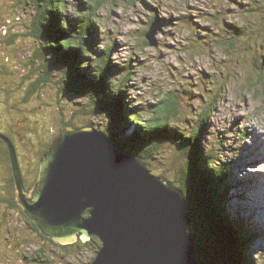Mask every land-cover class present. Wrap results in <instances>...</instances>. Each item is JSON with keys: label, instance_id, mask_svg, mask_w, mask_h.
I'll return each mask as SVG.
<instances>
[{"label": "rangeland", "instance_id": "374dc122", "mask_svg": "<svg viewBox=\"0 0 264 264\" xmlns=\"http://www.w3.org/2000/svg\"><path fill=\"white\" fill-rule=\"evenodd\" d=\"M249 2L253 0H104L95 26L102 41L99 48L112 47L110 60L132 66L130 102H154L159 93L177 97L181 108L171 120L186 132L199 125L202 111L215 102L205 119L201 143L214 153V161L231 169V212L240 213L261 232L250 245V258L252 264H264V83L258 85L259 91L249 89V80L259 81L262 75L258 64L264 65V15L252 14ZM74 8L71 4L68 13L72 15ZM37 12L35 0H0V131L20 133L22 140L15 137V141L24 167L30 162L23 151L36 160L66 123L104 129L109 117L91 112L89 95L62 89V69L52 70L44 79L49 61L37 52L41 45L33 31ZM155 15L153 23L171 20H161L157 45L145 46L143 33L150 30ZM229 24L248 26L244 48L205 44L209 35L224 41L231 37ZM13 35L14 42H6ZM217 93L221 95L215 98ZM243 130L246 136H241ZM133 131L130 126L128 133ZM122 136L119 139H125ZM153 153L156 158L148 159L152 173L178 183L184 163L181 149L167 143ZM6 169L0 158V197L5 193ZM22 211L0 201V264H36L21 257L44 240L27 231ZM95 253L90 246L68 264H88Z\"/></svg>", "mask_w": 264, "mask_h": 264}, {"label": "trees", "instance_id": "16d2710c", "mask_svg": "<svg viewBox=\"0 0 264 264\" xmlns=\"http://www.w3.org/2000/svg\"><path fill=\"white\" fill-rule=\"evenodd\" d=\"M103 1L76 0L74 3H68V0H35L38 12L33 22V31L41 44L37 52L47 56L49 61L45 65L47 75L44 79L48 78L52 70L62 69L65 73L62 79L65 85L62 89L70 92L68 94L89 95L93 102L91 112H105L109 116L106 128L98 129L110 137L118 149L140 155L149 163L148 159L156 158L153 152L167 143H176L184 156V163L179 169V182L174 183L162 173L156 175L170 181L184 192L188 209L195 220L194 230L200 257L213 264H252L250 245L261 232L258 233L257 227L252 226L250 220L241 217L239 212L238 215L231 212L229 189L233 173L228 166L224 165V167L214 161V153L204 149L201 143L206 125L205 119L211 114L215 102H210L202 111L201 122L191 132L181 130V127L176 126L171 120V115L176 116L181 108L177 97H168L159 93L158 99L154 102L138 104L130 102L129 83L134 79L132 66L129 62L126 65L112 62L110 60L112 47L99 48L97 45L102 41L98 37L99 32L95 23L98 22L97 12ZM71 4L75 5L72 15L68 13ZM248 5L252 14L264 15V0H253ZM153 17L149 25L153 23L156 15ZM161 20L168 23L171 19L161 18ZM185 22L190 24L191 21ZM229 25L232 26L230 31L232 36L226 38L228 43H225L227 40L215 39L214 35L213 37L209 35L210 42L205 44L209 46H215L217 43L219 46L230 44L239 51L244 48L248 26ZM146 32L147 30L143 33L145 36L143 42L148 46L150 44ZM15 35L6 42H14ZM46 46L50 51H46ZM93 56H95L94 60H92ZM258 67L262 74L261 78L256 82L249 80L250 90L255 91L260 83H264V65L258 64ZM115 73L118 75L115 76ZM220 95L217 93L215 98ZM141 108L145 110L138 112ZM73 125L72 122L66 123V127ZM130 126L134 131L125 139H119V135L127 132ZM241 136H246L245 130L241 131ZM17 141L14 144L18 148ZM0 143H2L0 158L8 167L9 174L6 185L4 184L5 193L1 196V201L9 208H18L22 211L13 195L15 185L8 148L4 146V142ZM36 158L34 160L30 157L29 162L37 163L39 157ZM21 166L23 169L28 168L27 165L24 167L22 162ZM22 214L27 228L30 229L27 231L39 235L46 241L39 243V248L33 253L36 264L39 262L56 264L59 260L68 264L72 259L75 261L83 249L90 246L97 249L101 245L97 237L88 243L81 240L72 244L57 243L45 236L23 211ZM32 236L30 239H34Z\"/></svg>", "mask_w": 264, "mask_h": 264}, {"label": "water", "instance_id": "95a60500", "mask_svg": "<svg viewBox=\"0 0 264 264\" xmlns=\"http://www.w3.org/2000/svg\"><path fill=\"white\" fill-rule=\"evenodd\" d=\"M161 22L146 32L150 45ZM0 140L8 145L17 203L45 236L60 244L100 239L89 264H213L199 255L184 192L98 128L60 130L29 190L13 141L3 133Z\"/></svg>", "mask_w": 264, "mask_h": 264}, {"label": "flooded vegetation", "instance_id": "af4514ba", "mask_svg": "<svg viewBox=\"0 0 264 264\" xmlns=\"http://www.w3.org/2000/svg\"><path fill=\"white\" fill-rule=\"evenodd\" d=\"M0 133H3V134H6V135H8L9 137H10V139L13 141V143H16V141H15V137H18V139L17 140H22L20 137H19V135H20V133H14V132H11V133H9L8 131H6V132H4V131H0ZM21 135H23V134H21ZM24 136V135H23ZM4 142L3 144H4V146H6L7 148H8V145H7V143L4 141V140H0V142ZM51 142V141H50ZM15 145V144H14ZM49 145H50V143H49ZM48 145V146H49ZM0 146H1V148H2V143H0ZM3 146V147H4ZM23 146V145H22ZM16 147V146H15ZM48 148V147H47ZM46 148V149H47ZM45 149V150H46ZM16 150H17V154H18V158H19V162H20V167H21V172H22V176H23V180H24V183H25V187H26V189L27 190H29L30 188H31V186L33 185V183H34V181L36 180V178H37V175H38V171H39V163H40V158H41V155H42V153H43V151L41 152V155H40V157H39V159H38V161H37V163H34V162H32V161H30V163H29V161H28V163H29V165H27V169H25V171L23 170V168H22V166H21V154H19V152H18V148L16 147ZM24 152V156L25 157H27V158H29L30 159V157L27 155V154H25V151H23ZM8 153H9V149H8ZM1 154H2V152H1ZM10 155V154H9ZM9 161H11V159H9ZM11 163V162H10ZM27 163V164H28ZM34 163V164H33ZM13 176H14V174H13ZM9 177V174H8V167H7V169H6V179ZM14 178V177H13ZM12 181V180H11ZM6 181H4V184L6 185V183H5ZM13 182H14V185H15V180H13ZM14 197H15V199H16V195H15V186H14ZM0 201H1V197H0ZM17 201V200H16ZM19 208H20V206H19ZM21 209V208H20ZM95 237H93L90 241H92L93 239H94ZM99 239V238H98ZM100 240V239H99ZM90 241H88V242H90ZM78 242V241H77ZM88 242H86V243H88ZM101 242V241H100ZM76 243V242H75ZM72 244V243H71ZM98 250V248L96 249V251ZM34 251H31L30 253L29 252H26V253H24L23 254V256L21 257L22 258V260L26 263V262H29V261H33L34 263H36V257L34 256Z\"/></svg>", "mask_w": 264, "mask_h": 264}, {"label": "bare ground", "instance_id": "6f19581e", "mask_svg": "<svg viewBox=\"0 0 264 264\" xmlns=\"http://www.w3.org/2000/svg\"><path fill=\"white\" fill-rule=\"evenodd\" d=\"M157 15V14H156Z\"/></svg>", "mask_w": 264, "mask_h": 264}]
</instances>
